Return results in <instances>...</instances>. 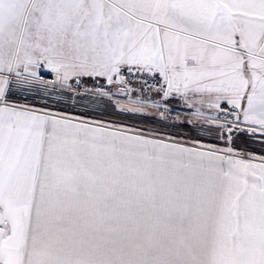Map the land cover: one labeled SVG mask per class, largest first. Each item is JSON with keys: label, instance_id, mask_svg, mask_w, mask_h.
I'll return each instance as SVG.
<instances>
[{"label": "snow or ice", "instance_id": "snow-or-ice-1", "mask_svg": "<svg viewBox=\"0 0 264 264\" xmlns=\"http://www.w3.org/2000/svg\"><path fill=\"white\" fill-rule=\"evenodd\" d=\"M0 264H264V0H0Z\"/></svg>", "mask_w": 264, "mask_h": 264}, {"label": "trees", "instance_id": "trees-1", "mask_svg": "<svg viewBox=\"0 0 264 264\" xmlns=\"http://www.w3.org/2000/svg\"><path fill=\"white\" fill-rule=\"evenodd\" d=\"M73 113L81 114L82 111H74L72 110ZM87 115L89 116H94L99 117L104 120L108 121H113V122H124L127 121L131 125H135L137 127L141 128H147L148 127V122L141 119L138 115H133V114H125V113H116V114H111V113H104L101 108L98 110L96 109L95 111L89 110ZM241 147H246V145L241 144Z\"/></svg>", "mask_w": 264, "mask_h": 264}, {"label": "rangeland", "instance_id": "rangeland-1", "mask_svg": "<svg viewBox=\"0 0 264 264\" xmlns=\"http://www.w3.org/2000/svg\"><path fill=\"white\" fill-rule=\"evenodd\" d=\"M97 109L99 110L100 108H97ZM61 110L72 112V110H74V111H76V110H77V111H82L83 109L80 108L79 106H77V107H73L71 101H68V105H67L66 108L63 107V105H61ZM72 113H73V112H72ZM74 114H77V113H74ZM91 117L94 118V116H91ZM95 119H98V120H104V119H101V118H99V117H95ZM104 121H108V120H104ZM115 123H117V122H115ZM118 124L131 125V124H129L127 121H125V123H124V122H118ZM140 128H141V127H140Z\"/></svg>", "mask_w": 264, "mask_h": 264}]
</instances>
